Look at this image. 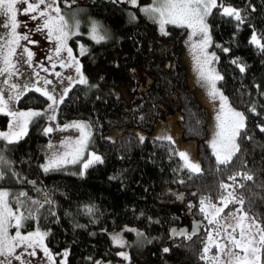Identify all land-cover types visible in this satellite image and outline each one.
I'll return each instance as SVG.
<instances>
[{
	"label": "trees",
	"instance_id": "obj_1",
	"mask_svg": "<svg viewBox=\"0 0 264 264\" xmlns=\"http://www.w3.org/2000/svg\"><path fill=\"white\" fill-rule=\"evenodd\" d=\"M218 3L236 7L244 17L243 23L237 22L222 15L219 8L208 16L217 70L223 77L218 83L230 104L242 109L246 117V129L237 139L240 151L227 164H218L206 140L209 110L189 83L182 57L184 27L169 25L168 39L160 41L148 23L131 19L128 6L118 0H59L64 16L68 5L83 7L84 32L89 33L85 23L98 21L105 36L100 42L90 34L77 37L86 45L77 59L87 84H72L57 109L60 122L82 118L91 124L90 141L103 162L83 172L66 167L45 171L41 145L47 134L42 114L31 119L19 141L0 140V189L8 190L13 206L20 205L26 229L45 230L51 251L66 250V264L118 258V246L108 231L124 224L136 225L145 235L142 244L131 247L132 259L126 264H139L137 259L144 264H210L201 259L206 245L210 246L208 235L212 231L217 236L219 231L224 238L221 225L225 228V218L241 206L229 203L216 217L219 223H209L201 201L203 206L219 204L229 189L244 201L242 210L264 228V132L260 130L264 127V52L250 42L256 34L264 43V0ZM76 42L71 40L74 47ZM234 60L246 70L241 72ZM140 62L149 76L144 88L139 87L140 76L134 68ZM121 85L127 95L120 93ZM47 101L41 93L29 90L17 104L42 107ZM175 111L180 114L181 136L196 140L198 174L183 167L171 141L141 136L134 129L150 132L159 118ZM8 119L0 113V129ZM111 128H118L114 139L103 136ZM245 174L253 179H245ZM232 176L235 181L228 179ZM32 182L41 185L42 191L33 192ZM222 184L230 187L225 190ZM184 198L192 202L189 210ZM181 221L199 222L200 227L178 240L172 230ZM261 260L264 264V251Z\"/></svg>",
	"mask_w": 264,
	"mask_h": 264
},
{
	"label": "snow or ice",
	"instance_id": "obj_2",
	"mask_svg": "<svg viewBox=\"0 0 264 264\" xmlns=\"http://www.w3.org/2000/svg\"><path fill=\"white\" fill-rule=\"evenodd\" d=\"M127 2L133 6H138V0H127ZM18 3L26 5V7L21 10V14L30 15L32 20L39 19L42 21L36 30H46L48 38L56 42L57 47L55 48L53 56L59 59L60 66L72 67L75 65V70L79 74V79L74 80L71 76L66 77L65 79L80 84H87V79L83 77L82 73H80L79 62L73 57L72 49L67 46L69 33L64 30L66 22L64 21V17L60 15V8L57 5V0H31V2L30 0H0V17H4L7 21L5 22V20L0 19V27L9 30L7 36L0 35V77H5L3 81H0V84L6 85L8 88L7 93L0 88V113H4L12 118L8 130L0 131V139L8 143L19 141L27 134V127L31 119L43 114L33 110L18 111L9 108V105H14V102L18 101L26 91L32 90L29 88L28 83L18 85L14 82V78L24 75V73L17 67V64L25 63L31 67L33 57V53L26 46L21 45L20 41L24 40L29 43H34L29 40L28 35H21L17 32L19 25L17 21L18 9L16 5ZM41 6H43V8H41ZM216 8L220 9L222 15L232 17L237 22L243 23L244 17L241 15L240 10L231 6H224L222 3L218 5L217 0H153L151 5L141 7V10L148 15L149 18L158 21L162 31L166 24H173L191 29L190 37L196 36L197 34L200 35L201 39L199 43H193L191 45L193 52L195 53L200 82L202 86L208 89L211 99H219L222 101V110L217 116V120L219 121V131L211 141V147L214 150V155L216 156L218 164H227L232 160L233 156L240 151L237 139L240 136L241 131L246 129V124L244 114L232 109L228 104L227 97L223 96V94L217 89V81L223 79V77L216 73L214 68L210 67L212 61L218 60V57H216L214 53L209 55L206 51V48L210 43L206 18L211 14L212 10ZM130 16L132 19H135L133 14H130ZM99 27V25L94 23L91 30L92 38L97 42L105 39V36L100 34ZM250 42L256 45L261 52H264V43L261 42L256 34L252 35ZM17 49H19V53L17 52ZM224 51H228V49H224ZM62 52H66V57L61 56ZM84 52L85 49L81 48L80 55H83ZM53 56L48 57L50 62L53 60ZM65 60H67L68 63H65ZM233 63L239 66L241 72L246 70L245 66L238 61L234 60ZM55 67L56 64L52 63V68L55 69ZM43 71L47 72L48 69L43 68ZM33 74L37 77L33 84L34 90L41 92L42 95L46 96L48 100L51 101L49 109L54 112L56 106L63 103L64 96L70 90V87L65 88L64 91L57 96L55 88L48 91L46 88L35 86V84H39L41 81L44 86L51 85L53 83L51 80L40 77L38 72L34 71ZM55 75L60 77L61 73H55ZM6 96L7 98H5ZM251 111L255 112V107H253ZM54 118V115L50 117V119ZM73 126L81 131L85 128L83 124H75ZM260 130L264 132V127H261ZM52 131L53 129L51 127L45 129L46 133ZM88 135H90V133H85L80 140L74 143L66 142L65 148L67 150L51 156L48 164L42 166L44 167V170H56L66 164L81 162L83 149L86 145ZM163 138L169 141L172 140L170 136H165ZM248 138L250 139V137ZM140 139L142 142L143 137ZM222 152L223 155L221 154ZM178 155L184 161V168L194 174L201 172L200 165L192 162L187 153L179 152ZM102 162V158L93 153L91 159L82 163V167L86 170L92 164ZM237 175H240V173H237ZM0 178H2V174H0ZM228 179L235 181L236 177L232 176ZM245 179L252 180L253 177L245 174ZM221 187L227 190L230 186L222 184ZM241 187H243V185H241ZM21 195L26 194L21 193ZM7 197V192L0 191V257H4V259H0V264H11V260L7 259L8 257L21 262V264H25V262L21 260V257L25 253L21 252L18 254L15 251L18 247L33 249V251L27 253V255L30 256L35 255V247H42L44 254L48 256L49 260L54 261V257L50 254L49 250L43 246V238L47 236L48 233H40L37 230L35 233L22 235L17 231L14 236H9V227L14 226L19 229L22 220L25 219V217L22 213L18 214L13 211L9 206ZM219 203L222 204V207L212 205L215 209V217L210 219L209 223H219V221L216 220V217L220 216L229 203L239 204L241 208L237 209V211L240 212L244 201L242 199H237L232 192H229L228 197L222 196ZM201 205V211L205 212L206 208L203 206L204 201H201ZM89 211H91V209H89ZM239 219L241 223L237 224L236 227H232L231 225L228 226L229 228H232L231 231H228V228H224L221 225L222 231L226 233L224 239H226L232 246L229 247V252L232 251V248L239 250L235 256V264H262L261 253L264 251V228L260 227V224L255 218H253L251 224L244 225L243 221L247 219V213H242ZM253 229L255 230L254 232ZM129 231L135 230L129 229ZM172 231L176 235H185V233L177 232L175 229ZM216 235L219 237L220 232L217 231ZM34 236L39 237V243L32 241ZM187 238L191 239V236L189 235ZM211 239L212 237L210 234L209 240L211 241ZM113 241L121 246L126 243L119 234L113 236ZM226 246L227 245L221 244L217 245L219 251H223ZM164 251L167 252L169 249L165 248ZM208 251L209 247L206 245L204 252L207 253ZM241 252L243 253V256L240 255ZM63 255L67 257L68 253L65 252ZM119 255L124 256L127 259L126 253L121 252ZM201 259H207V256H202Z\"/></svg>",
	"mask_w": 264,
	"mask_h": 264
},
{
	"label": "rangeland",
	"instance_id": "obj_3",
	"mask_svg": "<svg viewBox=\"0 0 264 264\" xmlns=\"http://www.w3.org/2000/svg\"><path fill=\"white\" fill-rule=\"evenodd\" d=\"M119 2L124 3L125 5L128 6L130 9V14H133L135 16V19L133 20H139L141 22H146L150 25V29L152 33L155 35L156 39L160 41H166L168 32H169V25L171 24H166L164 26V30L162 31L159 25L158 21H154L153 19L149 18L148 15H146L142 10L141 7H145L148 5H151L153 3V0H149L147 2H139L138 1V6H133L132 4L128 3L127 0H118ZM31 2V0H30ZM218 3V0H217ZM221 3H218V5ZM223 4V3H222ZM57 5L59 6V0H57ZM224 6H231L235 9L236 7L230 5V4H223ZM66 8V13L65 16L64 14L60 11V15L64 17V21L66 22V27L64 30L69 33V38L67 40V46L72 49V54L75 60L78 61L81 48L85 49L86 45L84 42H82L79 38V35H86L89 36L88 34L91 35V30L93 27V24L96 23L99 25V30L100 34L103 35L101 31V25L98 23V21L94 22H88L85 23V26H87L88 29V34L87 32H84L82 30V20L80 17V13L83 10V7L81 5L78 6H70ZM18 12H17V21H18V28L17 32L21 35H28L29 40L33 41L34 43H29L28 41L21 40L20 44L23 46H26L32 53V63L31 67L28 64L25 63H18L17 67L20 69L21 72L24 73L22 76H18L14 78V82H16L18 85H21L23 83H28L29 88L34 90L33 84L36 81L37 77L33 74L34 71L39 73L40 77H44L48 80H51L53 83L51 85L44 86L42 84V81L39 84H35L36 87H42L46 88L48 91H51L53 88L56 90L57 96L61 92L64 91L65 88H69L72 84L77 83L73 81H69L65 79L66 77H73L74 80L79 79V74L75 70V65L72 67H61L59 59L53 56V53L55 51V48L57 47V44L54 40L49 39L45 31H37L38 25L42 23L41 20H32L30 18V15H24L21 14V10L26 7V5L23 4H17L16 5ZM43 8V6H41ZM60 8V7H59ZM54 14V13H53ZM0 19H3L6 21L4 17H0ZM132 19V17H131ZM206 24L208 25V17L206 18ZM209 29V25H208ZM9 33L8 29H5L3 27H0V35L2 36H7ZM166 33V34H165ZM191 29H188L184 27V36H183V43H184V50L182 53L183 60L187 64L188 67V72H189V83L190 85L194 88L196 94L198 95V98L200 101L207 107L209 110V117H208V133H207V142L211 147V141L215 138L216 133L219 131L218 124L219 121L217 120V116L221 113L222 110V101L219 99L213 100L211 99L208 89L204 86H202L198 74V69H197V64H196V59H195V53L193 52V49L191 45L193 43H199L201 37L199 34L196 36L190 37ZM208 35L210 37V33L208 31ZM92 36V35H91ZM89 36V37H91ZM92 38V37H91ZM75 39L76 42V47L73 46L71 43V40ZM206 51L209 55L215 54L217 57L216 49L212 45L211 38H210V43L208 47L206 48ZM17 52L19 53V49H17ZM66 52H62L61 56L66 57ZM49 56H53V60L50 62L48 60ZM78 58V59H77ZM26 59V57H25ZM79 62V61H78ZM52 63L56 64L55 69L52 68ZM65 63H68L67 60H65ZM217 60H213L210 67L215 69V72L218 73L217 70ZM80 65V63H79ZM42 66V67H41ZM43 68H47L48 71L45 72L43 71ZM136 72L140 76V88H144L149 80L148 74L144 70L143 63L140 62L138 63L135 67ZM55 73H61L60 77H57ZM80 73L81 68H80ZM219 74V73H218ZM83 75V73H82ZM84 77V75H83ZM5 77H0V81H3ZM217 89L223 94V96L227 97L224 92L222 91L218 81L216 84ZM0 88L3 89L6 93L8 92V88L6 85L0 84ZM120 93L122 95H127V90L126 88L121 85L120 87ZM41 93V92H39ZM42 94V93H41ZM46 97V96H45ZM7 98V96L5 97ZM47 98V97H46ZM48 99V98H47ZM228 104L232 109H235L236 111H239L244 114L245 113L242 109L234 107L230 104L228 98H227ZM51 101H47V103L42 106H29L28 108H23L18 106L17 101L14 102L13 104L9 105V108L12 110H18V111H28V110H33L37 112H41L45 116V124H44V132L45 129L48 127H51L53 129L52 132L46 133L47 134V139L42 143L41 149L44 155L43 161L41 163L42 166L47 165L51 156L66 151L67 149L65 148V143L66 142H71L74 143L82 138V136L85 135V133H90V135L87 136V141L86 145L84 146L83 153H82V158L81 162L75 163V164H66L63 167L70 168L71 171L73 170L74 172H83L84 169L82 167V163L84 161H87L88 159L92 158V154L94 153L96 156H100V154L93 148L91 144V135H92V126L91 124L86 121L85 119L82 118H74L70 119L64 122H60L57 117V109L58 105L55 108V111L53 112L51 109H49V104ZM55 116L54 119H50L51 116ZM180 117V114L178 112H172L166 115L163 118H159L156 123L154 124V127L150 132L144 131L139 127H134L135 131L138 132L139 135L144 136L146 134H150L152 136H155L160 139H164L163 137L165 136H170L172 138L171 142L175 145L177 153L179 152H185L187 153L189 159L194 162L198 163L201 168L200 160L197 155V149H196V140L192 138H183L180 133V128L178 125V119ZM8 124L5 128L0 129V131H7L9 128L10 123L12 122V118L8 116ZM245 122H246V117H245ZM75 124H83L85 128L83 131L78 129L77 127H74L73 125ZM29 125V124H28ZM28 128V127H27ZM117 129L118 128H111L107 130L104 133V137L109 138V139H114L115 136L117 135ZM2 140V139H0ZM167 140V139H166ZM4 141V140H2ZM212 152L214 153L213 148L211 147ZM223 155V152L221 153ZM181 158V157H180ZM182 165H184V161L181 158ZM44 169V167H42ZM0 191H5L8 193L7 189H0ZM232 192L231 189H229L228 193ZM225 197H228L226 195ZM185 205H187V209L189 210L191 208V200L189 198H184ZM230 199V198H229ZM9 206L13 209L14 212H17L18 214L22 213L21 207L18 204L17 206H13V204L10 203L9 201V194L7 197ZM180 200V197L177 199ZM183 202H181V205ZM216 207H222V204H216ZM206 208V211L204 213H208L207 215L209 216L208 218H213L215 217V209L212 207V205H206L204 206ZM235 208V207H234ZM242 213H247V219L243 221L244 225L251 224L253 220V216L244 211L241 210L240 212L238 211H232L229 218H225L226 220L224 221L225 223V228H228V231H231L232 228H229L228 226L231 225L232 227H236L237 224L241 223L239 217ZM183 223H179L178 225L175 226V230L177 232H183L185 235H176L178 237V240H181L182 238L186 237L188 234L195 232L199 227L200 223L199 222H190V221H181ZM14 224V221H13ZM129 229H134L135 231H129ZM37 230L40 233H45V230H42L38 227H34L33 229H26L24 227V223L22 220L21 226L19 229H17L14 226H10L8 229V234L9 236H14L17 231H19L22 235H27L29 233H35ZM247 230V229H246ZM255 230L253 229V232ZM212 231L210 232V234ZM108 234L110 236V239L112 243L118 246V251L117 255L118 258L116 259H96L93 261L91 264H126L127 262H130L132 259L131 255V247L133 245H140L144 242L145 235L143 231L137 227L136 225H131V224H124L121 227L118 228H113L108 231ZM119 234L122 239L126 242L123 246L116 244L113 241V236ZM174 234V233H173ZM209 234V235H210ZM226 234V233H225ZM208 235V237H209ZM212 240L210 242V246H213L206 254L208 261L210 260V264H214L215 262L219 264H231L235 263V256L236 253L239 251L238 249L232 248V251L229 252V247H232L226 239L220 238L218 236L211 235ZM32 241H35L36 243H39V237L34 236L32 238ZM227 245L223 251H219L217 245ZM43 246L46 247L50 254L54 257V261L49 260L48 256L44 254L43 248L42 247H35V255L30 256L27 255L28 252L33 251V249H24L23 247H18L15 249V251L19 254L21 252H24L25 254L21 257V260L25 262V264H66V257L63 255L66 250H62L61 252H53L51 251L48 246L45 243V237L43 238ZM214 250V251H213ZM124 252L127 255V259L124 256L119 255V253ZM241 256H243V253H240ZM0 259H4V257H0ZM7 259L11 260V264H21V262L16 261L15 259L8 257ZM139 264H144L142 261L138 260ZM209 264V263H208Z\"/></svg>",
	"mask_w": 264,
	"mask_h": 264
},
{
	"label": "water",
	"instance_id": "obj_4",
	"mask_svg": "<svg viewBox=\"0 0 264 264\" xmlns=\"http://www.w3.org/2000/svg\"><path fill=\"white\" fill-rule=\"evenodd\" d=\"M31 187H32L33 192L42 191V189H43V187L41 185H38L34 182L31 183Z\"/></svg>",
	"mask_w": 264,
	"mask_h": 264
}]
</instances>
